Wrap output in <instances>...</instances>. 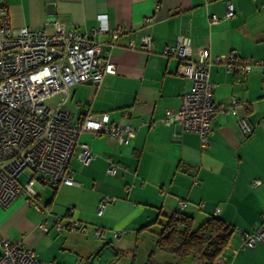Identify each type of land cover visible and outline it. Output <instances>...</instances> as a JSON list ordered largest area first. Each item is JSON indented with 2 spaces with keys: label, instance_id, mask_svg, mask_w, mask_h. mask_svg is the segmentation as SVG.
<instances>
[{
  "label": "crops",
  "instance_id": "1",
  "mask_svg": "<svg viewBox=\"0 0 264 264\" xmlns=\"http://www.w3.org/2000/svg\"><path fill=\"white\" fill-rule=\"evenodd\" d=\"M228 2L234 5L233 17L226 16ZM2 3L14 28L32 26L54 34L59 23L100 42L103 55L116 64V73L106 74L98 87L91 81L71 86L63 108L77 118L87 112L106 113L110 121L130 122L136 131L123 144L113 137L81 133L79 140L89 144L94 157L85 165L73 156L72 185L54 189L42 175L22 173L23 191L10 206L0 208V236L23 241L46 263L119 264L117 252L109 249L119 242L102 245L93 236L94 228L139 230L177 209L183 199L188 202L186 210L205 217L219 208L218 217L236 228L215 264H264V242L243 246L246 234L264 227V66L254 67L246 76L224 63L210 66L215 101L230 104L235 97L247 107L240 103L236 113L217 114L207 146H202L197 132L161 121L166 109L181 106L182 96L192 86V79L179 70L180 60L164 54V47L183 35L191 38L194 58L200 46L208 45L211 58L235 50L245 58L263 59L264 0ZM100 14L106 15L108 31H99ZM213 14L220 20L212 22ZM116 28L123 31L109 48L111 30ZM145 34L154 39L150 51L141 48ZM240 118L251 124L250 134H242ZM109 157L117 164L114 175L108 173ZM28 184L31 188L25 189ZM105 196L117 199L98 215V202ZM32 197L45 208L37 210L29 203ZM58 219L85 222L89 232H57L53 226Z\"/></svg>",
  "mask_w": 264,
  "mask_h": 264
},
{
  "label": "built area",
  "instance_id": "2",
  "mask_svg": "<svg viewBox=\"0 0 264 264\" xmlns=\"http://www.w3.org/2000/svg\"><path fill=\"white\" fill-rule=\"evenodd\" d=\"M234 15V5L228 2L226 16ZM98 19L99 31H108L106 15L100 14ZM210 19L212 22L220 20L215 14ZM151 20L150 17L146 21ZM122 31L121 28L111 30L109 48ZM153 45L152 35H143L141 48L150 51ZM163 52L180 60L179 70L192 79V86L182 96L181 106L166 109L161 121L197 132L202 146H207L213 131L212 121L217 114L236 113L240 103L247 107L235 97L230 104L215 101L210 66L224 63L229 70L246 76L254 67L264 66V58H245L235 50L211 58L208 45L200 46L194 58L191 38L183 35L174 44L165 46ZM116 71V64L103 55L101 43L88 33L59 23L54 34L32 26L14 28L0 0V208L10 206L23 191L19 176L26 171L34 176L42 175L54 189L61 184H74L73 156L76 154L85 165L94 157L89 144L79 140L81 133L113 137L119 144L135 136L136 127L130 122H112L106 113L87 112L83 118H77L63 108L71 86L91 81L98 87L106 74ZM239 123L243 135L251 133L252 126L245 118H240ZM78 147L80 150L76 152ZM109 161L108 173L114 175L117 164L111 157ZM30 188V184L25 186V189ZM116 199L115 196L102 198L97 214L103 215ZM29 203L37 210L45 208V204L35 197L30 198ZM178 204L184 208L188 203L179 199ZM219 211L218 208L215 214ZM40 227L47 232L51 229L45 224ZM53 229L57 232H89L88 224L79 220L65 223L58 219ZM125 234L128 232L98 225L93 230V236L104 242L117 241ZM243 241L244 247L264 242V227L246 234ZM0 251V264H53L39 259L37 253L20 240L0 236Z\"/></svg>",
  "mask_w": 264,
  "mask_h": 264
},
{
  "label": "trees",
  "instance_id": "3",
  "mask_svg": "<svg viewBox=\"0 0 264 264\" xmlns=\"http://www.w3.org/2000/svg\"><path fill=\"white\" fill-rule=\"evenodd\" d=\"M186 207L181 208L178 204L177 209L160 214L155 222L138 230L141 234L150 231L154 225L159 228L148 240L144 264H215L236 228L218 214L205 217L197 210H186ZM110 244L112 241L105 246Z\"/></svg>",
  "mask_w": 264,
  "mask_h": 264
},
{
  "label": "rangeland",
  "instance_id": "4",
  "mask_svg": "<svg viewBox=\"0 0 264 264\" xmlns=\"http://www.w3.org/2000/svg\"><path fill=\"white\" fill-rule=\"evenodd\" d=\"M76 156V154L74 155ZM47 190L51 191L50 188L46 187ZM108 228V227H107ZM110 230H123L128 232L123 237L118 239L117 241H112V243H118L109 247L110 250H113L114 254L117 252V256L119 257V264H144L147 259V244L150 237H152L153 233L158 231V226L154 225L150 231H144L141 234L138 233L136 228H116L111 227L108 228ZM109 237V236H108ZM98 240V239H97ZM102 245L109 242H104L102 240H98Z\"/></svg>",
  "mask_w": 264,
  "mask_h": 264
}]
</instances>
